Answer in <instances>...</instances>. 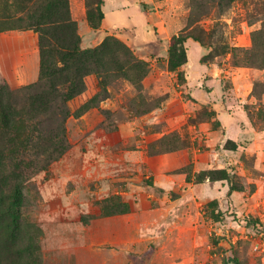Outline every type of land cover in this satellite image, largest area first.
<instances>
[{
    "label": "rangeland",
    "instance_id": "rangeland-1",
    "mask_svg": "<svg viewBox=\"0 0 264 264\" xmlns=\"http://www.w3.org/2000/svg\"><path fill=\"white\" fill-rule=\"evenodd\" d=\"M98 1H85L91 28ZM175 8L170 40L191 24L206 32H195L204 46L187 40L188 62L176 71L160 28L144 52L116 35L91 43L116 38L147 73L118 76L98 108L68 119L69 149L32 168L22 228L7 244L0 235V264H264V0ZM23 32H0V43L31 47ZM2 49L0 86L17 89L16 60ZM210 169H226L243 191L195 181Z\"/></svg>",
    "mask_w": 264,
    "mask_h": 264
},
{
    "label": "trees",
    "instance_id": "trees-1",
    "mask_svg": "<svg viewBox=\"0 0 264 264\" xmlns=\"http://www.w3.org/2000/svg\"><path fill=\"white\" fill-rule=\"evenodd\" d=\"M103 1L96 5L97 23L89 21L93 30L104 18ZM219 1L228 5L235 0ZM0 21V32L15 29L37 33L40 56L35 83L17 89L0 86V220L6 224H0V235L7 244L22 228V190L32 168L41 162L43 169L69 149L68 119L80 118L98 108L109 98V86L118 76L126 77L127 71L137 70L143 78L147 64H133L130 50L113 37L96 48H82L70 0H0ZM7 25L10 28L4 30ZM197 31L206 35L204 29H192L191 24L169 41L170 70L187 64L188 39L205 45L203 37L195 34ZM118 54L125 59L123 64ZM236 148L231 140L226 143V149ZM207 179L227 181L230 193L243 191L226 169L204 170L195 175L198 183ZM232 262L241 264L236 258Z\"/></svg>",
    "mask_w": 264,
    "mask_h": 264
},
{
    "label": "crops",
    "instance_id": "crops-1",
    "mask_svg": "<svg viewBox=\"0 0 264 264\" xmlns=\"http://www.w3.org/2000/svg\"><path fill=\"white\" fill-rule=\"evenodd\" d=\"M85 1L70 0V4L73 17L79 23L80 35L86 48H89L91 43L101 39L103 36L116 35L121 40L136 46L138 52L139 50L144 52L146 44L154 41L151 31L155 28H160V51L165 50L167 52V44L170 40L168 35L169 31H171L167 21L176 12L175 4L177 0L159 2L160 4L157 6L156 11L154 9L146 10V5L152 0H104L102 6L104 18L97 30H93L88 24ZM23 33H29L32 37L31 47L25 46V48L21 46L23 52L19 53L22 48H18V42L0 43V55L1 51L4 50L2 48L5 47L10 50V56L16 60V65H14L12 70V76L15 77L16 82L11 84L18 86L35 83L39 78L40 72L38 37L33 31H24ZM142 44L145 47H140ZM2 60L3 58L1 59L0 56L1 65Z\"/></svg>",
    "mask_w": 264,
    "mask_h": 264
}]
</instances>
